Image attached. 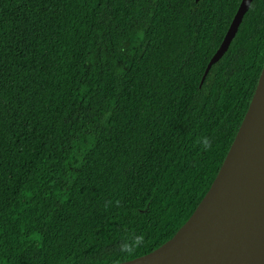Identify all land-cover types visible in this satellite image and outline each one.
<instances>
[{
    "label": "trees",
    "instance_id": "obj_1",
    "mask_svg": "<svg viewBox=\"0 0 264 264\" xmlns=\"http://www.w3.org/2000/svg\"><path fill=\"white\" fill-rule=\"evenodd\" d=\"M240 1L0 0V264L119 262L173 236L264 64L252 0L204 75Z\"/></svg>",
    "mask_w": 264,
    "mask_h": 264
},
{
    "label": "water",
    "instance_id": "obj_2",
    "mask_svg": "<svg viewBox=\"0 0 264 264\" xmlns=\"http://www.w3.org/2000/svg\"><path fill=\"white\" fill-rule=\"evenodd\" d=\"M252 0H241L204 75L228 49ZM106 264H264V64L243 122L208 190L168 240Z\"/></svg>",
    "mask_w": 264,
    "mask_h": 264
},
{
    "label": "clouds",
    "instance_id": "obj_3",
    "mask_svg": "<svg viewBox=\"0 0 264 264\" xmlns=\"http://www.w3.org/2000/svg\"><path fill=\"white\" fill-rule=\"evenodd\" d=\"M203 147L207 149L210 145V142L207 138H204L202 141ZM143 237L142 236H134L131 239L125 240L120 245V251L122 253L131 255L135 252V250L142 244Z\"/></svg>",
    "mask_w": 264,
    "mask_h": 264
}]
</instances>
